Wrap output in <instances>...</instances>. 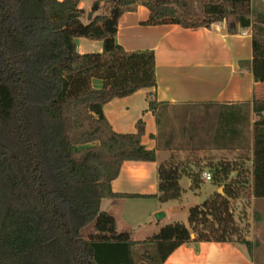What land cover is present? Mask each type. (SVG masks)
<instances>
[{
    "label": "trees",
    "instance_id": "16d2710c",
    "mask_svg": "<svg viewBox=\"0 0 264 264\" xmlns=\"http://www.w3.org/2000/svg\"><path fill=\"white\" fill-rule=\"evenodd\" d=\"M80 0H0V264H161L189 242L231 239L235 220L231 201L237 191L224 188L188 210L187 224L174 221L151 237L134 241L118 232L103 199L177 198L179 166L158 167L159 193H116L111 181L124 161H155L141 143L144 122L133 133H118L103 114L113 98L156 86L152 50L124 51L114 37L122 14L141 4L146 25L174 23L183 28L209 26L231 16L250 28L251 69L264 82V10L252 0H104L99 12L81 22ZM101 40V53H79L76 38ZM101 80L94 88L92 79ZM75 84V87H72ZM75 89V90H74ZM148 108L157 102L149 92ZM254 124L250 198H264V136ZM218 163L215 172H224ZM194 181V180H193ZM94 223L88 238L80 231ZM153 246L150 253L136 247ZM136 254V256H135Z\"/></svg>",
    "mask_w": 264,
    "mask_h": 264
},
{
    "label": "crops",
    "instance_id": "0c3cea01",
    "mask_svg": "<svg viewBox=\"0 0 264 264\" xmlns=\"http://www.w3.org/2000/svg\"><path fill=\"white\" fill-rule=\"evenodd\" d=\"M102 2L80 0L81 22L95 16ZM252 2L264 8V0ZM148 16L141 4L122 14L114 40L124 51L154 52L156 86L111 99L103 106V114L118 133L135 132V123L141 119L145 125L141 143L155 151L156 159L124 161L111 189L157 195L158 167L170 162L179 166L181 193L167 201L157 197L101 201V210L113 216L117 231L127 232L134 241L145 240L165 224L185 221L178 218L181 215L187 220L189 208L200 204H191L196 201L192 194L204 184L211 185L208 196L220 188L250 192L256 122L264 136V82L253 78L250 28L226 19L198 28L174 23L149 26L145 24ZM75 41L79 53L103 50L101 40L79 37ZM91 83L94 88L102 86L99 79ZM149 92L158 103L154 112L148 108ZM210 161L212 170L203 167ZM218 163L224 172L214 171ZM203 171L211 173L210 181L202 179ZM246 207L251 221L243 238L252 243L254 253L239 241L189 242L175 248L161 264H264V198L251 196ZM159 212L163 216L157 220Z\"/></svg>",
    "mask_w": 264,
    "mask_h": 264
},
{
    "label": "rangeland",
    "instance_id": "374dc122",
    "mask_svg": "<svg viewBox=\"0 0 264 264\" xmlns=\"http://www.w3.org/2000/svg\"><path fill=\"white\" fill-rule=\"evenodd\" d=\"M103 2H104V0H103ZM103 2L101 3V5L103 4ZM188 2L190 5V8L193 11L198 13L199 12V5H200L199 0H188ZM256 7L259 10H264V8L261 5L260 6L256 5ZM226 20L236 23L234 18L231 16L227 17ZM250 32L252 33L251 29H250ZM95 79H97V78H95ZM72 87H75V84ZM213 166H214V164L211 161L208 162L207 164L203 165V167H206V168L211 169V170H212ZM210 187H211L210 184L202 185L200 187V189L198 191H196V193L192 194V195H194V200H196V201H194V203H191V204L193 205L195 203H202L208 197V190ZM219 191H220V192H218L219 194H221V195L224 194V189L220 188ZM247 195L248 194L246 192H238L237 193L238 197L231 201V207L233 209L234 220H235V222H234L235 223V233L231 234V239L242 238V237L246 236L247 233L249 232L248 228L250 225L249 222L251 221V217H250L251 214L249 216L247 215L246 205L249 204V198L247 197ZM261 213L263 214V218H264V210L261 211ZM178 218H182L183 220H185V221H183V223L187 224V220L185 219V216L181 215V217H178ZM93 225H94V223H91V224L85 226L83 229H81V231H80L81 237L88 238L89 235L92 232H94V226ZM151 236L152 235H149L146 238H149ZM144 248L147 249L150 253H152L154 251V247L152 245L151 246L147 245V246H143V247H137L136 248L138 250L137 253L140 254L142 251H144L143 250ZM253 250H254V246H253ZM252 252L254 253V251H252ZM135 256H136V254H135ZM136 262L138 264H148V261L146 259H144V258L140 259V258H138V256L136 257Z\"/></svg>",
    "mask_w": 264,
    "mask_h": 264
},
{
    "label": "built area",
    "instance_id": "2783aa9c",
    "mask_svg": "<svg viewBox=\"0 0 264 264\" xmlns=\"http://www.w3.org/2000/svg\"><path fill=\"white\" fill-rule=\"evenodd\" d=\"M201 177L205 181H210L212 179V175L209 171H203Z\"/></svg>",
    "mask_w": 264,
    "mask_h": 264
},
{
    "label": "water",
    "instance_id": "95a60500",
    "mask_svg": "<svg viewBox=\"0 0 264 264\" xmlns=\"http://www.w3.org/2000/svg\"><path fill=\"white\" fill-rule=\"evenodd\" d=\"M218 192H220V191H218ZM163 216V213L162 212H159V213H157L156 215H155V218L158 220L160 217H162Z\"/></svg>",
    "mask_w": 264,
    "mask_h": 264
}]
</instances>
